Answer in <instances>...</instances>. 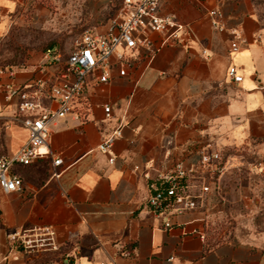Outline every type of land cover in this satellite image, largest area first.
I'll return each mask as SVG.
<instances>
[{
  "label": "crops",
  "instance_id": "0c3cea01",
  "mask_svg": "<svg viewBox=\"0 0 264 264\" xmlns=\"http://www.w3.org/2000/svg\"><path fill=\"white\" fill-rule=\"evenodd\" d=\"M27 1L0 0V41ZM104 1L95 17L100 31L120 7L110 11L113 0ZM213 9L226 29L213 26ZM161 13L184 25L179 37L154 32V54L137 51L127 74L115 69L91 90L86 120L69 116L54 127L49 156L16 166L22 188L0 187V238L2 230L53 225L61 249L43 256L77 264H169L170 257L172 264H264V21L257 2L164 0ZM234 31L245 43L231 55ZM41 63L0 66V155L28 139L5 89L40 75ZM231 64L241 82L228 77ZM116 128L121 135L101 150ZM204 152H219L218 171L201 169ZM178 164L189 170L185 191L210 189L196 210L171 215L164 228L168 216L153 215L145 203L149 182ZM127 249L132 257L122 254Z\"/></svg>",
  "mask_w": 264,
  "mask_h": 264
},
{
  "label": "built area",
  "instance_id": "2783aa9c",
  "mask_svg": "<svg viewBox=\"0 0 264 264\" xmlns=\"http://www.w3.org/2000/svg\"><path fill=\"white\" fill-rule=\"evenodd\" d=\"M164 0H121L117 16L108 19L109 26L99 30V24L85 30L76 40L74 48L65 54L62 50L48 49L42 56L40 75L32 77L19 86L5 89L7 101H14L15 117L28 130L26 143L14 154L0 155V187L6 192L19 191L23 179L16 173L17 165L29 166L39 159L50 155V134L60 120L73 116L83 121L92 109L91 90L109 82L112 72L117 69L121 75L128 72L133 64L135 53L144 50L149 56L155 53L156 46L151 38L154 32L169 31L171 39H177L184 25L176 18L161 13ZM213 26L226 29L221 13L213 9ZM245 39L238 32H233L230 54L240 51ZM227 75L233 82H241L243 76L236 64L228 67ZM106 117L112 113L110 103L103 104ZM121 135L116 128L105 138L100 149L106 151ZM221 160L219 152H204L200 167L206 171L219 170ZM55 159L54 164H59ZM189 170L181 164L164 177L149 182V197L146 200L148 211L155 216H168L164 228L172 226L171 215H180L196 210L203 198L202 192L209 191L208 184L201 186L199 194L185 191L184 184ZM53 176H60L54 172ZM9 252H15L13 260L34 256L48 259L49 264H77L75 258L60 260V256H43L59 252L61 245L53 225H30L12 229L7 235ZM132 257L127 249L122 253ZM5 261H11L4 255ZM174 257L168 258L172 264ZM91 264H108L105 261L92 260Z\"/></svg>",
  "mask_w": 264,
  "mask_h": 264
},
{
  "label": "rangeland",
  "instance_id": "374dc122",
  "mask_svg": "<svg viewBox=\"0 0 264 264\" xmlns=\"http://www.w3.org/2000/svg\"><path fill=\"white\" fill-rule=\"evenodd\" d=\"M104 0H28L17 14L9 34L0 41V66L20 67L37 64L50 48L68 54L81 34L96 25L95 17L105 11ZM264 21V0H256ZM121 0L109 3L114 11ZM108 10V9H107ZM2 226H0L1 229ZM9 249L7 234L0 238V264H24L29 257L5 261ZM33 264H49L48 259L34 256Z\"/></svg>",
  "mask_w": 264,
  "mask_h": 264
}]
</instances>
